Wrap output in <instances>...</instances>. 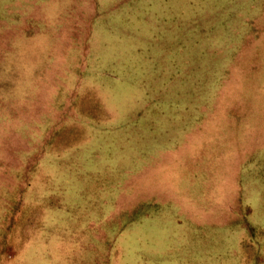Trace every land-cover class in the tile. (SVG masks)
I'll return each mask as SVG.
<instances>
[{
    "label": "rangeland",
    "instance_id": "374dc122",
    "mask_svg": "<svg viewBox=\"0 0 264 264\" xmlns=\"http://www.w3.org/2000/svg\"><path fill=\"white\" fill-rule=\"evenodd\" d=\"M0 264H264V0H0Z\"/></svg>",
    "mask_w": 264,
    "mask_h": 264
}]
</instances>
